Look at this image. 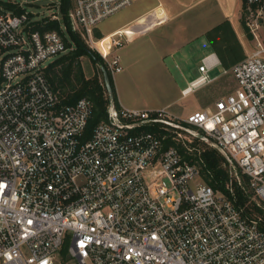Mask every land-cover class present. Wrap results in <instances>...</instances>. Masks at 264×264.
<instances>
[{
  "label": "built area",
  "instance_id": "1",
  "mask_svg": "<svg viewBox=\"0 0 264 264\" xmlns=\"http://www.w3.org/2000/svg\"><path fill=\"white\" fill-rule=\"evenodd\" d=\"M134 1H67L70 29L87 37L111 76L122 70L113 50L128 33L94 39L93 30ZM243 3L256 38L264 0ZM30 14L0 6V264H264V46L257 41L221 69L234 88L211 107L181 117L113 104L87 135L91 101L61 104L45 73L72 47L56 30L31 29L45 17ZM217 65L204 56L181 96L213 82ZM148 123L166 134L135 131ZM168 135L188 151L195 136L220 152L229 164L225 191L204 182L198 160L164 147ZM233 182L251 191L257 212L239 204Z\"/></svg>",
  "mask_w": 264,
  "mask_h": 264
},
{
  "label": "rangeland",
  "instance_id": "2",
  "mask_svg": "<svg viewBox=\"0 0 264 264\" xmlns=\"http://www.w3.org/2000/svg\"><path fill=\"white\" fill-rule=\"evenodd\" d=\"M0 1L20 3L27 12L32 13L34 19L46 17L52 13L61 15L59 7L61 0ZM173 2L176 15L168 25L157 29V31L167 32V35L164 34L165 37L161 36L158 39L155 37L152 40L147 38L144 42L147 53L141 52L144 48L137 49V42L122 46V52L127 51L126 62L120 61L122 70L115 72L112 79L120 97L129 104L135 103L138 106L148 107L161 106L169 102L166 106L169 112L185 117L191 111L211 107L217 98L231 92L234 88L232 77L225 75L185 97H180V89L186 86L188 80L198 75L196 67L201 56L215 50L216 45H220V42L214 39L215 30L210 33L208 30L223 21H230L239 31L240 37L236 38V42L240 44L245 54V50L255 47L257 41L264 46V21L255 30L257 36L255 38L242 24V20L245 21L243 0H173ZM129 8L126 6L104 18L97 24V30L107 34L117 28L124 22L125 12ZM225 13L227 17L224 18ZM94 30L93 38L97 39ZM63 31L66 32V30ZM79 35L86 46L95 52L88 43L87 37H83L80 33ZM221 41V44L230 43L237 46L229 33H225ZM71 47H74L72 42ZM174 47L178 48V52L171 55L170 50ZM177 56H179L178 59ZM80 62L86 77L97 75L100 79L102 78L99 67L101 63L94 64L87 55H82ZM220 72L221 70L216 67L210 71V74L214 76ZM195 181L190 182V185ZM87 264L93 263L88 259Z\"/></svg>",
  "mask_w": 264,
  "mask_h": 264
},
{
  "label": "trees",
  "instance_id": "3",
  "mask_svg": "<svg viewBox=\"0 0 264 264\" xmlns=\"http://www.w3.org/2000/svg\"><path fill=\"white\" fill-rule=\"evenodd\" d=\"M67 1L68 0H61V22L56 19L45 17L39 20L30 21V25L31 29H38L40 31L56 30L61 34L68 47L71 46V42L74 44V47L70 48L66 53L57 56L52 62H50L45 68V73L50 86L58 93L61 104L73 103L81 97H86L91 101L92 112L85 129V132L88 135L98 122L107 120V108L109 106V100L103 77L101 79L97 75L86 77L80 62V57L82 55H87L94 64L104 63L100 55L89 49L82 41L81 37L70 29L67 20ZM0 6L4 9H12L15 13H20L24 10V8L16 6L11 2L0 1ZM31 16L32 15L30 14V17ZM61 24L66 26V32L62 31L60 27ZM242 24L245 26V29L248 30L244 20H242ZM213 30H215L213 32L215 33V41L220 42V45H216L214 47V51L218 55L223 67L227 68L229 65L243 58L242 47L236 42L237 37L234 31L231 29L228 21H223L222 23L215 25L210 30H208V33ZM224 32L232 35L237 46H234L230 43L221 44V40L225 34ZM94 33L97 38L102 37V34L99 32V30H97V28L94 30ZM65 34L69 36V39ZM92 54L96 59L92 57ZM108 75L113 91L114 107H119L112 76L109 72ZM135 131H149L155 133L158 136L166 134L164 129H162L160 126V123L143 124ZM163 145L164 147L173 145L182 153L185 158L191 159L193 161L198 160L200 174L204 182L212 186L214 190L225 191V184L230 180V175L228 172L229 164L226 158L215 148L208 146L203 140L195 136H192V142L189 143V145L194 148L192 151H188L180 141L172 139L170 135L163 139ZM196 149L200 150L199 154L197 153ZM241 179L245 187L247 183L246 176L241 175ZM244 187L242 188L237 186L235 182H233V188L239 204L245 205L246 203V211L250 214H253L254 212L258 211V208L251 202H248L251 196V191L244 189ZM261 228L264 229V226L261 225Z\"/></svg>",
  "mask_w": 264,
  "mask_h": 264
},
{
  "label": "crops",
  "instance_id": "4",
  "mask_svg": "<svg viewBox=\"0 0 264 264\" xmlns=\"http://www.w3.org/2000/svg\"><path fill=\"white\" fill-rule=\"evenodd\" d=\"M172 4H174L173 0H137L136 2H134L128 6L131 9L129 8V10H127L125 12V15H124L125 18L123 19L124 22H122L117 28L110 31L109 33H112V32L117 31V30H126V32L128 33V38H127V40H125L123 42L122 46L125 47L127 44H132V43L137 42V49L140 48L142 50L144 48V45H145L144 42H146L147 38L149 40H152L155 37L158 39L161 36L165 37V35H167V32L157 31V29L160 27H163L165 25H168V23L172 20L174 15H176V12H174V6ZM223 17L224 18L227 17L226 13L223 14ZM228 22L231 26V29L234 31L235 35L237 36V38H239L240 37L239 31H237L235 29V27L231 24L230 21H228ZM100 33L102 34V36L109 34V33L103 34L101 31H100ZM122 46L117 50H113V53L114 54L116 53L119 55L120 61L126 62L125 55H126L127 51L122 52V49H121ZM177 49H178L177 47L172 48L170 50L171 55L177 53L178 52ZM248 49L249 50H245L246 51L245 54H244V50L242 49L243 58L252 50V47L248 48ZM119 50H120V52H119ZM141 52L147 53L145 48ZM211 53L214 54L217 57V59L219 60V65L215 66L214 68L218 67L221 70L223 68V66L221 64V61H220L218 55L216 54V52L214 50H212V51L208 52L207 54L201 56L198 64L200 63L201 59L204 56L211 54ZM178 58H179V56H177V59ZM160 59H161V57H160ZM198 64H197V66H198ZM196 69H197V67H196ZM214 76H215V79H214V81H215L218 78L225 76V75H222L220 72V74L214 75ZM190 80H188L187 83ZM183 88L180 89V97H181V90ZM115 92H116V96H117V100H118L119 105L123 106V107L138 108V109H158V108H163V107L166 108V106L169 104V102L168 103L165 102L161 106H148V107L138 106L135 103L129 104L124 99H122L120 97V94L117 91V88H115Z\"/></svg>",
  "mask_w": 264,
  "mask_h": 264
},
{
  "label": "water",
  "instance_id": "5",
  "mask_svg": "<svg viewBox=\"0 0 264 264\" xmlns=\"http://www.w3.org/2000/svg\"><path fill=\"white\" fill-rule=\"evenodd\" d=\"M92 57L95 58V56L93 54H92ZM99 67H100L102 77H103V81H104V85H105V88H106V91L108 94L109 105H113V91H112V87L110 84L108 71L103 64H100ZM198 137L204 139V137H202L201 135H199Z\"/></svg>",
  "mask_w": 264,
  "mask_h": 264
},
{
  "label": "bare ground",
  "instance_id": "6",
  "mask_svg": "<svg viewBox=\"0 0 264 264\" xmlns=\"http://www.w3.org/2000/svg\"><path fill=\"white\" fill-rule=\"evenodd\" d=\"M108 41L109 38L107 36L103 37L102 39H100L97 43L98 48L100 49V51H102L103 53L107 52V45H108Z\"/></svg>",
  "mask_w": 264,
  "mask_h": 264
}]
</instances>
